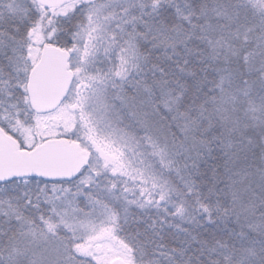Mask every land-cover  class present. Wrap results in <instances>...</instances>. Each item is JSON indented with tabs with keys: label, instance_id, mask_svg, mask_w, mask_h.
I'll list each match as a JSON object with an SVG mask.
<instances>
[{
	"label": "snow or ice",
	"instance_id": "6c2138e0",
	"mask_svg": "<svg viewBox=\"0 0 264 264\" xmlns=\"http://www.w3.org/2000/svg\"><path fill=\"white\" fill-rule=\"evenodd\" d=\"M0 264H264V0H0Z\"/></svg>",
	"mask_w": 264,
	"mask_h": 264
}]
</instances>
